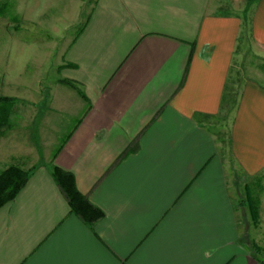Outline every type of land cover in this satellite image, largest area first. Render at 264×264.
<instances>
[{
  "label": "crops",
  "instance_id": "0c3cea01",
  "mask_svg": "<svg viewBox=\"0 0 264 264\" xmlns=\"http://www.w3.org/2000/svg\"><path fill=\"white\" fill-rule=\"evenodd\" d=\"M246 27L264 47V0H95L55 85L0 93V172L30 171L0 208V264H264V83L228 98ZM54 165L103 211L92 226Z\"/></svg>",
  "mask_w": 264,
  "mask_h": 264
},
{
  "label": "rangeland",
  "instance_id": "374dc122",
  "mask_svg": "<svg viewBox=\"0 0 264 264\" xmlns=\"http://www.w3.org/2000/svg\"><path fill=\"white\" fill-rule=\"evenodd\" d=\"M94 3L95 0H0V93L21 96L35 88L40 78L55 85L53 81L62 75L58 71L61 58L83 28ZM247 31L246 27L241 33L229 75L230 101L236 100L248 80L264 83V47ZM226 114L222 112L224 119L219 116L214 122L224 141L228 136ZM65 120L52 148L59 146L75 126L74 119ZM22 136L23 133L19 135Z\"/></svg>",
  "mask_w": 264,
  "mask_h": 264
},
{
  "label": "trees",
  "instance_id": "16d2710c",
  "mask_svg": "<svg viewBox=\"0 0 264 264\" xmlns=\"http://www.w3.org/2000/svg\"><path fill=\"white\" fill-rule=\"evenodd\" d=\"M67 82L66 80H62ZM15 98L8 96H0V135L4 133L11 125L10 115L11 106L15 102ZM69 137V136H68ZM63 144L54 152L53 160L61 150ZM136 146H130L123 156L135 150ZM122 156V157H123ZM53 177L65 195L70 205L71 211L80 216L87 224L92 226L97 220L103 217V211L92 204L90 200L78 188L76 178L70 171L54 165L52 170ZM30 177V171L18 165H10L0 172V208L7 203L13 201L22 188L26 185ZM250 207L254 205V217L257 216V206L251 192L248 193Z\"/></svg>",
  "mask_w": 264,
  "mask_h": 264
}]
</instances>
